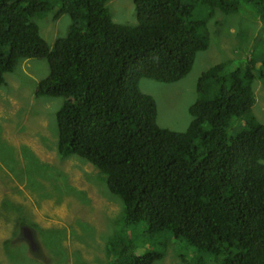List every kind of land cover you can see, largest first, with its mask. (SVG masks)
<instances>
[{"label": "trees", "instance_id": "obj_1", "mask_svg": "<svg viewBox=\"0 0 264 264\" xmlns=\"http://www.w3.org/2000/svg\"><path fill=\"white\" fill-rule=\"evenodd\" d=\"M110 1L0 0V87L22 61H47L49 76L35 96L65 100L56 114L58 156L93 165L122 203L121 228L106 246L111 264L163 259L157 250L137 255L133 233L164 249L160 236L181 240L199 264L207 263L202 254L218 264H264V124L250 113L264 59L258 71L252 60L203 72L185 132L160 127L155 100L139 87L143 78L184 79L210 46L215 12L237 13L249 0H132L134 26L113 21ZM198 5L209 14L194 20ZM252 8L264 27V0ZM53 12L72 25L50 47L33 19ZM244 115L242 130L230 136L233 119ZM65 193L85 194L69 186ZM143 223L142 234L134 228Z\"/></svg>", "mask_w": 264, "mask_h": 264}, {"label": "rangeland", "instance_id": "obj_2", "mask_svg": "<svg viewBox=\"0 0 264 264\" xmlns=\"http://www.w3.org/2000/svg\"><path fill=\"white\" fill-rule=\"evenodd\" d=\"M255 2L249 0L230 15L215 12L208 22L210 46L197 53L184 79L173 84L148 78L140 81L141 92L157 104L160 127L176 132L188 129L192 121L189 109L198 98V79L215 64L224 62L235 70L254 60L259 70L264 59V27L252 8ZM107 8L117 24L134 26L138 22L132 0H111ZM54 14L33 19L50 47L58 38H65L72 25L69 15L56 19ZM208 14L198 5L193 18L201 20ZM49 73L47 61L28 59L7 73L5 85L0 87V264H111L106 246L121 228L122 203L93 165L76 156L66 160L58 156L56 114L65 100L35 96L38 83ZM254 90L256 104L250 113L264 124V80L257 79ZM244 125L245 115L233 119L229 135L235 136ZM67 186L85 194L68 195ZM18 218L34 231L35 250L23 237ZM146 227L143 223L134 229L143 234ZM131 236L139 247L137 255L154 250L164 253L155 264H199V255L172 236L158 238L166 249L157 240ZM200 257L206 264H218L208 255Z\"/></svg>", "mask_w": 264, "mask_h": 264}, {"label": "water", "instance_id": "obj_3", "mask_svg": "<svg viewBox=\"0 0 264 264\" xmlns=\"http://www.w3.org/2000/svg\"><path fill=\"white\" fill-rule=\"evenodd\" d=\"M21 231L23 233V237L29 242L32 249L35 250L37 243L33 233L34 231L28 226H22Z\"/></svg>", "mask_w": 264, "mask_h": 264}]
</instances>
